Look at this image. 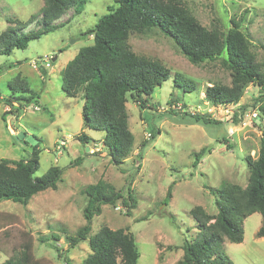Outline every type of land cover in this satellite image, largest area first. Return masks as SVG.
<instances>
[{"label": "rangeland", "instance_id": "1", "mask_svg": "<svg viewBox=\"0 0 264 264\" xmlns=\"http://www.w3.org/2000/svg\"><path fill=\"white\" fill-rule=\"evenodd\" d=\"M181 1L209 29L224 31L235 18L264 68V0ZM112 3L90 0L78 13L71 6L44 25L39 15L44 0H0V34L7 31L8 40L29 31L45 32L25 49L0 54L2 97L12 94L10 83H26L39 95L40 105L39 109L34 108L36 102L25 105L17 116L5 113L10 107L0 100V159H27L38 148L37 176L54 165L64 169L57 189L36 194L27 205L0 202V263L32 244L35 264H82L92 251L89 236L109 226L135 235L141 253L138 264H177L184 242L200 231L192 209L201 205L215 214L219 196L212 189H221L224 182L243 187L249 183L248 156H258L264 132V118L257 109V98L264 105L260 88L251 83L238 103L212 104L205 96L206 88L232 84L231 71L222 58L194 64L158 28L132 32L129 39L136 53L161 61L171 72L148 100V107L143 109L131 99L127 102L135 136L131 154L117 165L104 144L105 132L83 129V94L69 97L64 93L62 71L82 47L93 43L89 29ZM6 38L1 39L0 49ZM176 72L194 80L197 88L192 92L177 88ZM171 98L178 101L177 107L169 102ZM209 117L216 121L205 120ZM18 132L26 133L23 141L16 138ZM81 132L92 138L88 145L78 138ZM61 140L67 146L57 155ZM202 148L207 151L195 164V153ZM100 180L124 190L125 196L132 190L137 204L129 213L122 198L103 204L88 238L71 248L67 236L86 224L88 197L83 190ZM170 187L172 196L167 198ZM261 224L262 215L256 212L243 221V242L226 239L221 244L232 264H264V237L257 236Z\"/></svg>", "mask_w": 264, "mask_h": 264}, {"label": "trees", "instance_id": "2", "mask_svg": "<svg viewBox=\"0 0 264 264\" xmlns=\"http://www.w3.org/2000/svg\"><path fill=\"white\" fill-rule=\"evenodd\" d=\"M89 1L44 0L39 13L41 21L48 25L57 12L71 6L78 13ZM152 28H158L171 38L194 64L222 58L224 66L231 71L232 84L208 86L205 96L212 104L229 106L238 103L251 83L260 88L263 94L260 97H264L263 64L257 59L247 35L235 18L221 31L201 24L181 0H113L108 12L89 29L93 43L82 47L64 67L62 89L69 97L83 94V129L105 132L104 144L117 165L131 154L135 143V136L129 126L128 100L131 99L145 109L156 88L171 76L170 70L161 61L136 53L129 43L132 32L142 33ZM39 33L29 31L8 40L6 37L9 33L3 32L0 41L6 39L0 54H11L16 48H27L33 39L40 37ZM262 47L264 49V44ZM41 68L46 69L45 66ZM174 79L176 87L183 92H192L197 88L194 80L180 72L174 74ZM9 87L12 91L10 96L2 97L0 93V100L10 107L5 113L12 111L19 116L25 105L32 102L39 105V95L26 83L13 82ZM21 93L29 95L16 96ZM16 101L25 102L16 104ZM169 102L175 103L177 107L176 99L171 98ZM257 103L259 115L264 118V105L260 98H257ZM172 110L179 112L178 109ZM205 120L214 119L209 117ZM154 134L151 133L152 138ZM78 138L86 145L92 139L85 132H81ZM206 151L207 148H202L195 153V164L204 157ZM248 163L250 175L246 187L224 182L221 189L211 190L219 196L216 200L217 213H209L201 205L192 209L200 231L184 242V254L177 264H232L230 257L221 250V244L226 239L235 243L243 242V221L256 212L262 215L257 236L264 237V132L258 156L249 155ZM38 168V148L27 159L1 158L0 202L13 200L27 205L36 194L50 188L57 189L64 169L54 165L43 175L37 176ZM123 191L105 180L89 184L83 190L88 197L84 208L86 224L75 235L67 236L71 248L88 238L93 218L101 213L103 204H115L122 198L123 204L129 207L128 213L130 208L136 206L132 190H129L128 196ZM171 196L172 187L169 188L167 198ZM89 243L92 251L82 264H138L141 256L135 235L125 228L111 229L103 226L96 234L89 236ZM35 263L32 244H26L20 253L0 264Z\"/></svg>", "mask_w": 264, "mask_h": 264}, {"label": "built area", "instance_id": "3", "mask_svg": "<svg viewBox=\"0 0 264 264\" xmlns=\"http://www.w3.org/2000/svg\"><path fill=\"white\" fill-rule=\"evenodd\" d=\"M50 58H48L46 61V65L47 66H49V65H51V62H50V60H49ZM28 106V105H27ZM26 106V107H27ZM39 105L38 104H36L35 106H34V108L35 109H39ZM258 112V111H257ZM67 146V141L66 140H61V141H59V143L57 144V146H56V154L57 155H60V154H62L63 153V151H64V148Z\"/></svg>", "mask_w": 264, "mask_h": 264}, {"label": "water", "instance_id": "4", "mask_svg": "<svg viewBox=\"0 0 264 264\" xmlns=\"http://www.w3.org/2000/svg\"><path fill=\"white\" fill-rule=\"evenodd\" d=\"M57 59V56L54 57L53 61H55ZM25 132H18L16 138L19 140V141H23V138L25 136ZM87 150H89V147H87Z\"/></svg>", "mask_w": 264, "mask_h": 264}]
</instances>
